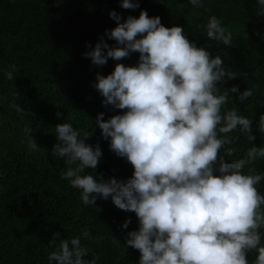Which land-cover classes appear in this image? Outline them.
Listing matches in <instances>:
<instances>
[{
    "label": "trees",
    "instance_id": "16d2710c",
    "mask_svg": "<svg viewBox=\"0 0 264 264\" xmlns=\"http://www.w3.org/2000/svg\"><path fill=\"white\" fill-rule=\"evenodd\" d=\"M264 0H0V264H264Z\"/></svg>",
    "mask_w": 264,
    "mask_h": 264
},
{
    "label": "rangeland",
    "instance_id": "374dc122",
    "mask_svg": "<svg viewBox=\"0 0 264 264\" xmlns=\"http://www.w3.org/2000/svg\"><path fill=\"white\" fill-rule=\"evenodd\" d=\"M262 20H263V24H264V17L262 18ZM264 26V25H263ZM263 34H264V32H263Z\"/></svg>",
    "mask_w": 264,
    "mask_h": 264
}]
</instances>
